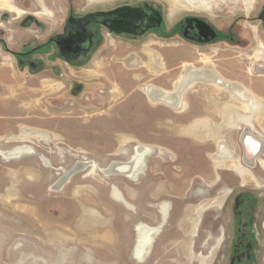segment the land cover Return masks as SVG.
Returning <instances> with one entry per match:
<instances>
[{"label": "rangeland", "instance_id": "374dc122", "mask_svg": "<svg viewBox=\"0 0 264 264\" xmlns=\"http://www.w3.org/2000/svg\"><path fill=\"white\" fill-rule=\"evenodd\" d=\"M11 1L0 0V25L3 14L17 26L34 17L52 32L69 5L132 2L159 5L164 25L138 39L106 34L91 58L58 69L0 53V264H264V155L246 165L242 145L244 130L264 141V0ZM187 16L223 38L166 32ZM208 64L251 93L200 80L180 107L148 96ZM139 147L138 171L106 173ZM139 226L155 229L143 258Z\"/></svg>", "mask_w": 264, "mask_h": 264}, {"label": "flooded vegetation", "instance_id": "af4514ba", "mask_svg": "<svg viewBox=\"0 0 264 264\" xmlns=\"http://www.w3.org/2000/svg\"><path fill=\"white\" fill-rule=\"evenodd\" d=\"M11 2L13 3V0ZM137 11H143L140 15L144 18L142 17L143 20L139 23H136L134 18L137 14L139 15ZM96 13L99 14L96 15ZM100 13H103V15H100ZM158 13H160L162 20L158 27H153L157 21L152 20L150 17ZM125 18L126 20H124ZM200 19L208 23L211 29L215 31V38L210 40L212 35L208 30L203 29L198 22L199 20L193 16L184 17L179 22L177 30L173 31L171 28L166 30V32L169 35L174 32L178 33L184 40L197 45H206L223 38L222 33L212 24L205 19ZM28 21L31 25H37V34L32 40L25 42L21 49L15 51L13 55L18 58L20 67L26 66L33 72L49 67L58 69L59 67L54 65L57 60L70 64V62H83L91 58L102 44L103 36L106 34L117 38L125 36L138 39L152 30H161L164 25L161 7L149 2L119 3L86 12L77 11L72 5H69L65 20H63L58 29L52 32H49V26L45 23ZM46 60L53 64H47ZM261 152L264 153V150ZM260 153L258 154L259 157L264 155ZM258 155L257 158H259ZM255 160L256 157L252 164H248L245 161L244 163L253 166ZM245 181L248 180L242 178V182ZM247 227L246 223L244 231H248ZM243 235L245 234L243 233ZM243 242L244 239L240 240L239 244L243 245ZM231 264H249V260L246 257H240L234 259Z\"/></svg>", "mask_w": 264, "mask_h": 264}, {"label": "bare ground", "instance_id": "6f19581e", "mask_svg": "<svg viewBox=\"0 0 264 264\" xmlns=\"http://www.w3.org/2000/svg\"><path fill=\"white\" fill-rule=\"evenodd\" d=\"M260 71H264V70L262 69ZM200 80L207 81L209 83H213V84H216L218 86L225 87L228 89L239 88L242 91H245L247 93H251L241 83L233 82L231 80H228V79L222 77L219 74V72H217L211 64H208L202 68L187 67V74L182 75V77L174 85L175 87L173 90H165L163 88L153 86V85L149 86L148 87V96L155 101L163 102L165 104H168L169 106L179 107V105L181 103V98H182L184 92L187 90V88L190 85H192L193 83L200 81ZM250 99L251 98H249V100ZM255 100L257 101V99H255ZM256 105H258V104H256ZM256 105L254 107H256ZM244 131H245V133L242 136V145L244 148V161L248 164H252L254 158L262 150H264L263 149L264 145L261 146L262 145L261 141H263V140L259 136H257V138H256V136L254 134L250 133L248 130H244ZM252 135H254V136H252ZM263 143H264V141H263ZM26 151H28V148L23 147V148L15 149L9 153H7V152L6 153L9 156H15V155H19V154L26 152ZM145 151L146 150L139 147L137 150V154H136L137 157H136L135 161L129 162V163H123V162H116L115 161L114 163H112V165L109 168L106 169V173L107 172L108 173H124V174H127L128 176L134 174L142 166V163H143L142 160H143V156H144ZM69 175L70 174L67 173L66 177H68ZM62 182H63V180L60 181V184ZM161 205L162 204H160V206ZM165 210H166V207L163 206V211L165 212ZM154 232H155L154 228H149V227L147 228L144 226H139V228H138L139 239H138V244L136 247V255L139 256L140 258H143V256L146 254L147 247H149V245L151 244V242L153 240V233ZM109 236H111V235H109ZM95 239H96V237H95ZM109 242H110V239H109Z\"/></svg>", "mask_w": 264, "mask_h": 264}, {"label": "crops", "instance_id": "0c3cea01", "mask_svg": "<svg viewBox=\"0 0 264 264\" xmlns=\"http://www.w3.org/2000/svg\"><path fill=\"white\" fill-rule=\"evenodd\" d=\"M30 28L29 26L12 25L10 20H6L2 23L0 25V53L7 51L8 53L13 54L15 51L20 50L21 46L25 42L32 40V38L37 34V31ZM46 62L50 65L53 64L48 60H46ZM183 103L184 97L182 96L179 107L182 106Z\"/></svg>", "mask_w": 264, "mask_h": 264}, {"label": "water", "instance_id": "95a60500", "mask_svg": "<svg viewBox=\"0 0 264 264\" xmlns=\"http://www.w3.org/2000/svg\"><path fill=\"white\" fill-rule=\"evenodd\" d=\"M117 12V11H116ZM137 12H139V15L137 14L134 18H135V22L137 23H139V22H141L143 19H142V17L143 16H141L140 15V13L141 12H143V11H137ZM99 13H96V15H98ZM93 15V14H92ZM100 15H103V13H100ZM2 18H3V20H9V18H8V14H3L2 15ZM144 18V17H143ZM146 19H147V17H145ZM150 18H152V20H154V21H157V23H156V25H154L153 27H158L159 25H160V22H161V20H162V17L160 16V13H158L157 15H152ZM33 20H34V22H38V20H36L34 17L32 18ZM259 19L260 20H262L263 22H264V6H263V9L261 10V12H260V14H259ZM124 20H126V18L124 19ZM197 20H199L198 22H199V24H200V26L203 28V29H206V30H208V32L212 35L211 37H210V40H212L213 38H215L216 37V33H215V31L214 30H212L211 29V27L209 26V24L208 23H206L205 21H202L200 18H197ZM31 25V23L28 21V20H25V21H23L21 24H20V26H30Z\"/></svg>", "mask_w": 264, "mask_h": 264}]
</instances>
